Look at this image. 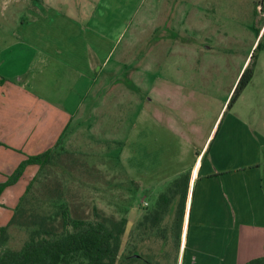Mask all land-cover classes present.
Listing matches in <instances>:
<instances>
[{
	"label": "crops",
	"instance_id": "crops-1",
	"mask_svg": "<svg viewBox=\"0 0 264 264\" xmlns=\"http://www.w3.org/2000/svg\"><path fill=\"white\" fill-rule=\"evenodd\" d=\"M103 1L81 0L85 6H77L76 0H30L28 16L19 21L23 29H17L28 42L30 60L19 72L11 56L1 63L13 68L0 72V142L26 154L53 148L61 138L74 147L78 146L70 134L74 118L78 132L79 125L90 122L81 128L87 140L106 141L105 134L111 132L110 139L121 144L115 155L121 168L141 189L157 196L163 192L156 186L165 184L168 190L189 173L183 238L189 264H243L263 256L264 126L231 113L246 88L227 107L248 60L228 96L219 99L210 113L209 103L215 99L207 93L184 81L159 78L151 86V103L143 105L129 128L128 123L120 128L119 116L115 122L120 129L108 125L104 131L101 126L107 124L109 107L103 103L118 89L122 97L128 92L127 87L123 92L121 86L114 91L112 86L105 88L119 83L105 71L122 30L112 34L113 25L106 23L107 5L100 9ZM54 75L58 83L52 80ZM103 90L105 97L100 96ZM82 133L79 138L84 140ZM93 133L104 137L95 139ZM7 154L11 157V152Z\"/></svg>",
	"mask_w": 264,
	"mask_h": 264
},
{
	"label": "rangeland",
	"instance_id": "rangeland-1",
	"mask_svg": "<svg viewBox=\"0 0 264 264\" xmlns=\"http://www.w3.org/2000/svg\"><path fill=\"white\" fill-rule=\"evenodd\" d=\"M80 1L76 0V5L85 6L79 4ZM263 1H103L100 9L107 5L104 11L106 16L110 17L106 23L113 25L112 34L122 30L113 59L107 64L105 71L107 75L113 76V83H119L107 85L105 88L108 91V87L112 86L110 91H114L121 86L123 92L124 87H127L128 94L122 97L118 89L111 100L104 102L103 99L105 109L109 107V115L107 114L108 121L105 126H101L102 129L105 131L109 126L114 130L126 128L127 123L129 128L143 105L151 103V86L153 81L159 78L171 79L174 82L184 81L189 87L207 93L209 99H215V103H209L208 107V112H212L219 99L223 100L228 96L243 64L248 60L245 69L253 52L255 54L252 63L256 62L255 74L231 113L237 116L242 114L247 123L264 126V9H261ZM29 5L30 0H0V72L13 68L12 65L7 68L6 64L1 67L2 61L7 60L8 56L14 58V70L17 72L22 71L23 63L30 60L27 58L25 47L28 42L21 32L17 31L18 27L23 29L19 26V21L28 16ZM96 5L98 6V3ZM58 6L67 12L62 3H58ZM116 23L120 26L118 29L114 28ZM259 41L261 44L256 48ZM8 46L11 48L5 50ZM9 70L4 75H8ZM55 77L54 75L52 80L57 82ZM133 82H136L134 89ZM104 92H100L101 97H105ZM88 101H85V105ZM119 116L122 117L120 128L118 121L115 122ZM89 123L84 124L88 127ZM78 124V120L74 118L71 127L73 132L70 133L77 138L78 146L72 147L68 141L61 138V141L53 146L56 152L54 162L44 169L38 164H27L18 181L14 183L16 186L10 187L14 185L11 184L4 188L1 195L4 194L0 195V228L8 226L13 220L21 197L26 195L36 176L32 193L39 195V199H44L60 184L65 192L63 199H68L74 216L104 218L108 224L115 223L120 228L121 221L126 218L123 257L139 254L151 264H189L188 244L183 243L184 214L180 232L176 222L181 195L173 198L169 211L160 221L151 219L152 215L149 214L154 211L156 195L141 189L140 184L125 174L115 156L120 151L121 144L110 139L111 132H104L108 137L106 141L90 142L86 133H82L84 124L79 125L80 132ZM81 133L84 140L79 138ZM104 134L93 133L98 140L99 135L104 137ZM0 145L4 147L0 148V183H4L12 179L19 164L28 155L37 153L27 151L26 154L23 149H16L5 142H0ZM58 151L62 153L57 154ZM10 152L11 157L7 154ZM14 152L19 155L17 158L14 157ZM164 185L156 186L161 188L159 192L168 191ZM30 196L32 194L28 197ZM38 208L42 212L53 214L59 211L58 207L48 201ZM58 220L59 217L57 223ZM27 234L26 225H11L9 239L3 250L20 248ZM123 264L128 262L124 261Z\"/></svg>",
	"mask_w": 264,
	"mask_h": 264
},
{
	"label": "trees",
	"instance_id": "trees-1",
	"mask_svg": "<svg viewBox=\"0 0 264 264\" xmlns=\"http://www.w3.org/2000/svg\"><path fill=\"white\" fill-rule=\"evenodd\" d=\"M261 9H264V1ZM260 44L261 41H259L256 48ZM254 54L255 52H253L251 61L242 72L227 107L233 105L242 91L252 81L256 64V62L252 63ZM61 153L62 151L57 152V154ZM55 155L54 148L36 155H28L19 164L12 179L0 183V195L7 185L18 181L27 164H38L41 169H44L49 163L54 162ZM36 178L35 176L33 182L29 185L26 195L21 197L13 220L8 226L0 228V264H123L124 261H127L128 264L133 262L151 264L139 254L123 257V235L126 229V218L121 221L120 228L115 223L108 224L104 218L74 216L68 199H63L65 192L61 189L60 184L44 199L41 197L39 199V195L32 193L31 190ZM188 183L189 173H184L173 182L167 192L157 195L154 202V211L149 214L152 215L151 219L156 220V222L160 221L169 211V205L173 198L179 194L181 199L178 203L177 211L179 215L176 217V222L178 232H180L183 228L182 215H186L185 191ZM29 194H32L33 197L30 196L29 198ZM46 201L58 207L59 211H56L55 214L40 211L39 205ZM22 205L26 207H22ZM58 217L59 223L56 222ZM190 223L191 210L189 211L188 228ZM13 224L26 225L28 229L27 237L20 248L3 250L4 244L9 239V227ZM243 264H264V255L252 258Z\"/></svg>",
	"mask_w": 264,
	"mask_h": 264
}]
</instances>
